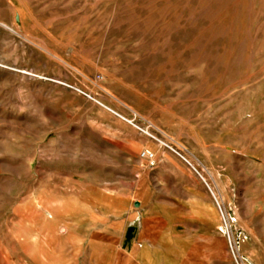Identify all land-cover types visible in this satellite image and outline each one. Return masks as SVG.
I'll use <instances>...</instances> for the list:
<instances>
[{"label":"rangeland","instance_id":"374dc122","mask_svg":"<svg viewBox=\"0 0 264 264\" xmlns=\"http://www.w3.org/2000/svg\"><path fill=\"white\" fill-rule=\"evenodd\" d=\"M0 264H264V0H0Z\"/></svg>","mask_w":264,"mask_h":264},{"label":"built area","instance_id":"2783aa9c","mask_svg":"<svg viewBox=\"0 0 264 264\" xmlns=\"http://www.w3.org/2000/svg\"><path fill=\"white\" fill-rule=\"evenodd\" d=\"M176 152L185 162H187L192 168L195 169L194 165L191 163V161L187 158V156L184 153H182L181 151H176ZM140 157L149 162H154L155 159L154 153L149 149L142 150L140 153Z\"/></svg>","mask_w":264,"mask_h":264}]
</instances>
